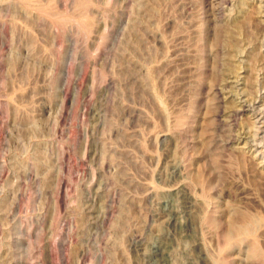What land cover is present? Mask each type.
<instances>
[{"label": "rangeland", "instance_id": "obj_1", "mask_svg": "<svg viewBox=\"0 0 264 264\" xmlns=\"http://www.w3.org/2000/svg\"><path fill=\"white\" fill-rule=\"evenodd\" d=\"M0 264H264V0H0Z\"/></svg>", "mask_w": 264, "mask_h": 264}, {"label": "bare ground", "instance_id": "obj_2", "mask_svg": "<svg viewBox=\"0 0 264 264\" xmlns=\"http://www.w3.org/2000/svg\"><path fill=\"white\" fill-rule=\"evenodd\" d=\"M227 54V53H226ZM188 203V202H187ZM190 207V206H189ZM173 212V211H172ZM177 212V211H176ZM173 218H174V221L177 222V220L179 221V217L177 216V214L173 213ZM176 224V223H175ZM193 233V232H192ZM159 241V240H158ZM163 246V245H162ZM167 246V245H166ZM161 247V246H160ZM159 250V249H157ZM186 252V251H185ZM161 254L163 255V252H162V249H161ZM167 255V254H166ZM191 257V256H190ZM188 258V257H187ZM187 262V261H186ZM188 263V262H187Z\"/></svg>", "mask_w": 264, "mask_h": 264}]
</instances>
